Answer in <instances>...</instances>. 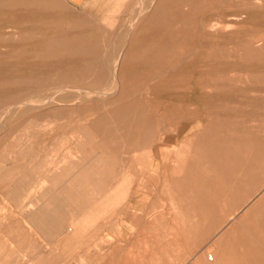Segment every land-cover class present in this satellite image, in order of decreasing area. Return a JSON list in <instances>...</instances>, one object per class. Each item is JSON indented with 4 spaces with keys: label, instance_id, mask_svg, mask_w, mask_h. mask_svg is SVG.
<instances>
[{
    "label": "rangeland",
    "instance_id": "374dc122",
    "mask_svg": "<svg viewBox=\"0 0 264 264\" xmlns=\"http://www.w3.org/2000/svg\"><path fill=\"white\" fill-rule=\"evenodd\" d=\"M263 3L0 0V264H264Z\"/></svg>",
    "mask_w": 264,
    "mask_h": 264
},
{
    "label": "bare ground",
    "instance_id": "6f19581e",
    "mask_svg": "<svg viewBox=\"0 0 264 264\" xmlns=\"http://www.w3.org/2000/svg\"><path fill=\"white\" fill-rule=\"evenodd\" d=\"M255 2H256V1H255ZM259 2H260V1H259ZM242 4H243V3H242ZM263 4H264V3H263ZM243 6H244V4H243ZM259 6H260V5H259ZM245 8H246V7H245ZM246 9H247V8H246ZM246 9H245V10H246ZM251 12H252V11H251ZM242 13H243V11H242ZM243 14H244V13H243ZM234 15H235V13H234ZM245 16H246V15H245ZM228 17H229V15H228ZM236 17H239V16H236ZM241 18H242V16H241ZM233 19H234V18H233ZM243 19H244V18H243ZM247 19H248V18H247ZM247 19H246V20H247ZM241 21H242V20H241ZM201 23H202V22H201ZM229 23H230V22H229ZM229 23H228V24H229ZM233 23H234V22H233ZM233 23H231V24H233ZM238 24H240V23L238 22ZM133 25H134V23H133L131 26H133ZM135 25H137L136 21H135ZM235 25H236V24H235ZM229 26H230V25H229ZM236 26H237V25H236ZM236 26H235V27H236ZM130 30H131V29H130ZM230 32H231V31H230ZM133 34H135V33H133ZM232 34H234V32L231 33V35H232ZM129 35L132 36V31L129 32ZM135 35H136V34H135ZM134 38H136V37H134ZM134 38H133V39H134ZM220 38H221V37H220ZM223 38H224V37H223ZM133 39H132V40H133ZM132 40H131V41H132ZM239 40H240V39H239ZM243 40H244V39H243ZM127 41H129V40H127ZM224 41H226V39H225ZM224 41H223V42H224ZM228 41H229V40H228ZM240 41H241V40H240ZM247 41H248V40H247ZM253 41H254V40H253ZM257 41H258V40H257ZM129 42H130V41H129ZM132 42H133V41H132ZM254 42H255V41H254ZM126 43H127V42H126ZM128 44H130V43H128ZM128 44H127V45H128ZM239 44H240V43H239ZM222 45H223V44H222ZM241 45H242V44H241ZM248 45H250V44H248ZM251 45H253V44H251ZM255 45H257V44H255ZM130 46H131V45H130ZM215 46H216V45H215ZM258 46H259V45H258ZM261 46H262V45H261ZM216 47H217V46H216ZM221 47H222V46H221ZM256 47H257V46H256ZM128 48H129V47H128ZM125 49H126V48H125ZM253 49H254V48H253ZM130 50H131V49H130ZM209 50H210V49H209ZM214 50H215V48H214ZM257 52H258V51H257ZM124 53H125V51H124ZM124 53H123V54H124ZM258 54H259V53H258ZM123 56H124V55H121V57H120V59H119V62L115 65V67H114V69H113L112 75H113L114 77H117V75H118V71H119V68L121 67V65L123 66V64H122ZM200 56H201V55H200ZM244 56H245V55H244ZM257 56H258V55H257ZM263 56H264V55H263ZM201 57H202V56H201ZM247 57H248V56H247ZM260 57H261V56H260ZM126 58H127V57H126ZM262 58H263V57H262ZM254 59H256V58L254 57ZM196 61H197V60H196ZM255 61H256V60H255ZM124 63H125V62H124ZM208 64H209V63H208ZM121 71H122V70H121ZM182 71H183V70H182ZM185 71H187V70H185ZM209 71H210V70H209ZM211 71H212V70H211ZM211 71H210V73H212ZM206 72H207V71H206ZM210 73H209V74H210ZM213 73H214V72H213ZM205 74H206V73H204V75H205ZM209 74H208V75H209ZM216 75H218V74H216ZM182 76H183V75H182ZM205 76H206V75H205ZM212 76H213V74H212ZM77 77H78V76H77ZM216 77H217V76H216ZM182 80H183V79H182ZM116 82H117V80H116ZM118 83H119V82H118ZM184 83H185V82H184ZM181 85H182V84H181ZM185 85H187V84H185ZM218 85H219V84H218ZM229 85H230V84H229ZM212 86H213V85H212ZM215 86H216V84H215ZM224 86H225V85H224ZM224 86H223V87H224ZM232 86H233V84H232ZM63 87H64V86H63ZM217 87H218V86H217ZM225 87H226V86H225ZM60 88H61V87H60ZM102 88H103V87H102ZM97 89H98V88H97ZM103 89H104V88H103ZM66 90H67V89H66ZM82 90H85V89H82ZM98 90H99V89H98ZM101 90H102V89H101ZM229 90H230V89H229ZM69 91H70V90H69ZM94 91H95V90H94ZM104 91H105V90H104ZM98 92H99V91H98ZM58 93H60V92H58ZM58 93H57V94H58ZM80 93H81V92H80ZM87 93H89V92H87ZM81 94H82V93H81ZM96 94H97V93H96ZM103 95H106V93H104ZM103 95L101 94V96H103ZM98 96H99V95H98ZM224 97H225V96H224ZM51 98H52V97H51ZM172 98H173V97H172ZM221 100H223V99H221ZM221 102H222V101H221ZM256 102H257V101H256ZM256 102H255V104H257ZM43 104H45V103H43ZM221 104H222V103H221ZM21 105H22V104H21ZM19 106H20V105H19ZM41 106H43V105H41ZM135 107H136V106H135ZM11 108H12V107H11ZM235 116H236V115H235ZM211 118H212V117H211ZM229 125H230V124H229ZM204 136H205V135H204ZM232 136H233V135H232ZM234 136H235V135H234ZM260 137H261V136H260ZM260 137H259V138H260ZM219 139H220V138H219ZM234 139H236V138H234ZM246 139H247V137H246ZM262 139H263V138H262ZM220 140H221V139H220ZM247 144H248V143H247ZM218 145H219V144H218ZM239 145H240V144H239ZM256 146H257V145H256ZM188 148H189V147H188ZM242 148H243V147H242ZM262 148H263V147H262ZM262 148H260V150H261ZM258 149H259V148H258ZM256 150H257V149H256ZM251 153H252V152H251ZM185 154H186V153H185ZM262 154H263V152H262ZM187 155H188V154H187ZM252 155H253V154H252ZM257 156H258V154H257ZM249 157H250V156H249ZM247 158H248V157H247ZM250 158H251V157H250ZM257 158H259V157H257ZM263 158H264V156H263ZM251 160H252V159H251ZM256 160H257V159H256ZM259 160H260V159H259ZM256 162H257V161H256ZM260 162H261V161H260ZM260 162H259V163H260ZM243 164H244V163H243ZM251 164H252V163H251ZM260 164H261V163H260ZM256 165H257V163H256ZM249 167H250V166H249ZM255 171H256V170H255ZM241 172H242V171H241ZM263 172H264V171H263ZM243 173H244V172H243ZM245 174H246V173H245ZM246 176H247V175H246ZM246 176H245V177H246ZM250 176H251V175H250ZM236 177H237V176H236ZM229 179H230V178H229ZM248 182H249V181H248ZM236 185H237V184H236ZM241 185H242V183H241ZM259 187H261V186H259ZM259 187H258V188H259ZM241 188H243V187H241ZM246 189H247V188H246ZM256 189H257V188H256ZM259 189H260V188H259ZM246 191H247V193H248V190H246ZM255 192H256V191H255ZM252 193H254V192H252ZM260 193H261V192H260ZM257 194H258V193H257ZM253 200H254V199H253ZM251 202H252V201H251ZM247 204H248V203H247ZM213 217H214V216H213ZM219 222H220V221H219ZM237 225H238V224H237ZM259 231H260V230H259ZM220 233H221V232H220ZM202 241H203V240H202ZM208 241H209V240H208ZM214 241H215V240H214ZM209 244H210V243H209ZM209 244H208V245H209ZM211 245H212V244H211ZM211 245H210V246H211ZM222 245H223V244H222ZM206 246H207V245H206ZM237 246H238V245H237ZM255 246H256V244H255ZM196 248H197V247H196ZM210 250H211V248H210ZM238 250H239V249H238ZM209 252H210V251H209ZM199 253H200V252H199ZM261 253H262V252H261ZM210 256H211V255H210ZM226 256H227V255H226ZM240 262H241V261H240Z\"/></svg>",
    "mask_w": 264,
    "mask_h": 264
}]
</instances>
